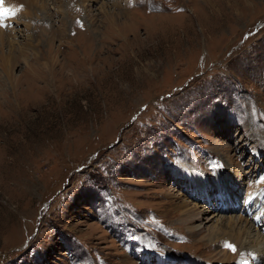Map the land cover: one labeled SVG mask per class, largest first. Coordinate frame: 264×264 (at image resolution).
I'll return each instance as SVG.
<instances>
[{
  "label": "rangeland",
  "instance_id": "obj_1",
  "mask_svg": "<svg viewBox=\"0 0 264 264\" xmlns=\"http://www.w3.org/2000/svg\"><path fill=\"white\" fill-rule=\"evenodd\" d=\"M8 1L0 264H264V0Z\"/></svg>",
  "mask_w": 264,
  "mask_h": 264
},
{
  "label": "bare ground",
  "instance_id": "obj_2",
  "mask_svg": "<svg viewBox=\"0 0 264 264\" xmlns=\"http://www.w3.org/2000/svg\"><path fill=\"white\" fill-rule=\"evenodd\" d=\"M7 1V0H6ZM18 1V0H17ZM24 1V0H23ZM26 1V0H25ZM116 1V0H115ZM115 1H113V4L114 5H112V7H114V6H116V2ZM26 2H28V1H26ZM6 3V2H5ZM8 3H9V6H10V8H13L12 7V5H13V3L12 2H9L8 1ZM15 3V2H14ZM29 3V2H28ZM105 3V2H104ZM7 4V3H6ZM8 5V4H7ZM29 5V4H28ZM107 5V4H106ZM106 5H104V6H106ZM102 6V5H101ZM104 6H102V7H104ZM6 7V6H5ZM108 9V8H107ZM27 10V9H26ZM26 10H24V11H26ZM32 12V11H31ZM24 13H26V12H24ZM33 13V12H32ZM28 14V13H27ZM72 30V29H71ZM2 42H1V39H0V44H1ZM0 61H1V63H0V66H1V70L3 71V72H5V74L7 75V78H9V80H10V78L12 77V75H11V71L9 70V68L11 67L10 65L12 64H10V62L8 61V60H6V57H4L3 56V54L2 53H0ZM7 67V68H6ZM62 67V66H61ZM41 68V67H40ZM4 69H6V71L4 70ZM58 69V68H57ZM56 71V70H55ZM42 72V71H41ZM60 73V72H59ZM55 75V74H54ZM37 76V75H36ZM1 80V79H0ZM44 80V79H43ZM202 177V176H201ZM231 178V177H230ZM197 179V178H196ZM226 179H229V177H227ZM220 181V180H219ZM223 182V181H222ZM236 182H237V180H235L232 184H229V185H221V184H219L218 186H217V189H223V190H225L226 191V194L225 195H230L232 192L229 190V189H224V186H225V188H229V187H233V186H236ZM240 193H243V194H245V190L244 191H241ZM233 194V193H232ZM235 194V193H234ZM214 195V194H213ZM263 196V195H262ZM224 198V196L221 194L220 195V199L221 198ZM234 196H230L229 197V199H232ZM235 197H237L236 195H235ZM250 197H252L251 195H250ZM250 197H248V198H250ZM206 198H208V200L210 201V197H206ZM218 200V199H217ZM233 200V199H232ZM232 200H230V201H232ZM254 200H257V198L256 199H254ZM252 201V200H251ZM184 203V202H183ZM237 203V201L235 202V204ZM256 203V202H255ZM258 203V202H257ZM196 204V203H195ZM235 204H233V205H235ZM219 205H220V202H219ZM258 205V204H257ZM262 205V204H261ZM196 205H194L193 207H190V208H187V209H185V213L184 214H187V216H188V218H191V217H194V216H196V215H198V213H199V211H197V208H194ZM223 209L222 210H224L225 208H228V206H227V204L226 203H224V204H222V205H220ZM255 206H256V204H255ZM181 207H187V205H185V204H183V205H181ZM255 210H256V208H254ZM262 209V208H261ZM260 209V210H261ZM258 210H259V208H258ZM262 211V210H261ZM257 214H258V212H257ZM261 214V213H260ZM256 215V214H255ZM263 215V214H262ZM259 216L258 215H256V219L258 218ZM242 219V218H241ZM241 219L239 218H237V221H235V222H237V224H236V226L238 225V223H240L241 222ZM244 220V219H243ZM247 221V220H246ZM246 221H245V223H246ZM242 223H243V221H242ZM241 223V224H242ZM220 228V227H219ZM259 228V227H258ZM193 229H195V228H193ZM216 229H218V227H215V230ZM246 229H247V225H244V226H241L239 229H238V232H235V233H233V235H231V236H228V240H232L231 241V243H233L234 245H235V248L237 247V246H239V248H241V249H244V252L242 253V255H240V258H239V262L241 261V262H243L244 260H245V257H246V254L248 253V254H251V252H248L247 250L250 248V247H252V248H254V252H257V253H260V255L262 256V254H263V252H264V243L263 242H260L259 241V238H256V240H247V245L249 246V247H245L244 245L245 244H242L240 241L238 242V239H240V238H242L243 236V234L246 232ZM260 229H262V228H260ZM215 230H213V231H211L210 232V234H209V236H208V238H207V240L209 241V242H212V241H214V239L212 238L213 237V233H214V231ZM263 230V229H262ZM217 231V230H216ZM219 231H221V230H219ZM264 231V230H263ZM217 233V232H216ZM241 234V235H240ZM248 234V233H247ZM246 235V234H245ZM215 237V236H214ZM244 239V238H243ZM223 240V239H222ZM244 241V240H243ZM245 243V242H244ZM230 250V249H229ZM247 251V252H246ZM224 252V251H223ZM230 252H226V253H224V255H225V257L226 258H231L233 255H230V256H228V254H229ZM239 253H241V252H239ZM238 255V256H239ZM253 257L252 258H256L257 259V257H255V255L253 254L252 255ZM257 256V255H256ZM236 261H237V259H236ZM250 261V264H253V262H252V260H249ZM245 263H247V260H245ZM249 263V262H248Z\"/></svg>",
  "mask_w": 264,
  "mask_h": 264
},
{
  "label": "snow or ice",
  "instance_id": "obj_3",
  "mask_svg": "<svg viewBox=\"0 0 264 264\" xmlns=\"http://www.w3.org/2000/svg\"><path fill=\"white\" fill-rule=\"evenodd\" d=\"M19 9L17 8H10V7H5L4 6V0H0V26H3L2 21L5 17H11L14 16L16 14V12H18ZM226 247L232 248L233 246L230 244H226ZM233 250H235L233 248Z\"/></svg>",
  "mask_w": 264,
  "mask_h": 264
}]
</instances>
